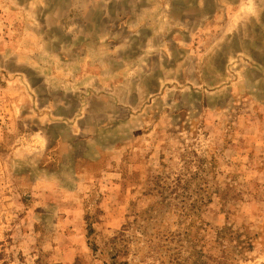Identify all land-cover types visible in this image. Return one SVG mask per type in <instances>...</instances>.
<instances>
[{
    "label": "rangeland",
    "instance_id": "1",
    "mask_svg": "<svg viewBox=\"0 0 264 264\" xmlns=\"http://www.w3.org/2000/svg\"><path fill=\"white\" fill-rule=\"evenodd\" d=\"M8 264H264V0H0Z\"/></svg>",
    "mask_w": 264,
    "mask_h": 264
},
{
    "label": "trees",
    "instance_id": "2",
    "mask_svg": "<svg viewBox=\"0 0 264 264\" xmlns=\"http://www.w3.org/2000/svg\"><path fill=\"white\" fill-rule=\"evenodd\" d=\"M5 249L3 248V244L0 242V264H8V262L5 260Z\"/></svg>",
    "mask_w": 264,
    "mask_h": 264
}]
</instances>
